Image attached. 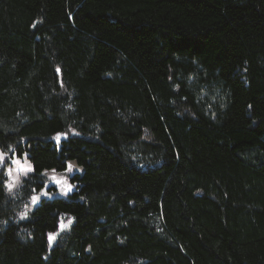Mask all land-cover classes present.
<instances>
[{"label":"trees","instance_id":"trees-1","mask_svg":"<svg viewBox=\"0 0 264 264\" xmlns=\"http://www.w3.org/2000/svg\"><path fill=\"white\" fill-rule=\"evenodd\" d=\"M0 151V264H264V0H0Z\"/></svg>","mask_w":264,"mask_h":264},{"label":"rangeland","instance_id":"rangeland-1","mask_svg":"<svg viewBox=\"0 0 264 264\" xmlns=\"http://www.w3.org/2000/svg\"><path fill=\"white\" fill-rule=\"evenodd\" d=\"M57 135H55L53 137V139L58 142L60 139L66 137L65 134H59L60 138L59 140H57ZM0 153H3L0 151ZM6 154V162L2 165H0V168L3 170L5 177H6V186L8 189V192L13 194L15 193V191L18 190L21 180L22 178L29 172H27L26 174L23 172H17L15 169L13 170L12 176H8L7 175V169L9 167H13L10 163V161L14 158V155H11L10 153H5ZM22 160V166H27L28 165V160H24L23 157H19ZM78 172L77 168L75 167V165L71 164V167H68V169L64 172L58 173V172H54V171H50V172H46L45 173V178L46 181L44 183V186L41 188L40 191H37L36 193H34L33 195H31L27 201H25L24 203H22L19 206V210H18V215L20 217H24L30 209H32L34 206H36L40 201L44 200V199H53L56 197H65L67 194H69L73 188L74 185L70 182V178L72 177V174L74 172ZM12 184L13 187L11 189H9L8 185ZM67 185H71V190L67 191V193L65 194L64 191H62L61 189L66 187ZM45 192L47 193L45 195ZM36 196L38 197V201L34 204L33 203V197ZM71 223L70 219L66 220L63 218L61 221V225H63V228H61V225L59 226L58 229V233L60 231H62L63 229H66L69 224ZM58 233L54 234L55 238L58 235ZM55 238L50 242L49 241V237H48V241L49 244L52 245Z\"/></svg>","mask_w":264,"mask_h":264},{"label":"snow or ice","instance_id":"snow-or-ice-1","mask_svg":"<svg viewBox=\"0 0 264 264\" xmlns=\"http://www.w3.org/2000/svg\"><path fill=\"white\" fill-rule=\"evenodd\" d=\"M60 136L58 134L57 136V140H59ZM24 160H27V154L25 153L23 156ZM6 162V154L5 153H0V165L4 164ZM11 165L13 167H9L7 169V175L8 176H12L13 170L15 169L18 173L19 172H23V173H27L29 171H32V167H31V163L29 161L27 166H22V160L19 157H15L14 154V158L10 161ZM69 167H71V165H69ZM9 189H11L13 187L12 184L8 185ZM71 185H67L66 187L62 188L61 190L65 192V194L67 193V191L71 190ZM47 193L45 192V195ZM38 197L34 196L33 197V203L35 204L38 201ZM61 228H63V225H61ZM55 238L54 234H49V241L51 242L53 239Z\"/></svg>","mask_w":264,"mask_h":264}]
</instances>
